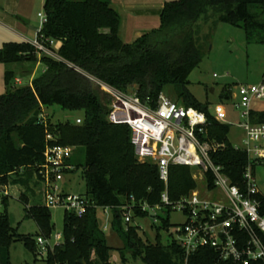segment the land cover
Masks as SVG:
<instances>
[{
	"label": "trees",
	"instance_id": "1",
	"mask_svg": "<svg viewBox=\"0 0 264 264\" xmlns=\"http://www.w3.org/2000/svg\"><path fill=\"white\" fill-rule=\"evenodd\" d=\"M43 8L46 21L37 34L60 44V60L44 54L38 57L28 42H7L0 48V63H26L28 71L38 62L44 65L43 72L24 86L13 85V72H4L0 189L8 185L23 187L17 198L25 204V217L35 221L39 229L36 239L48 238L53 231L50 209L43 201L29 205L30 197L36 198L31 188H41L37 167L44 160L46 144L73 146L70 162L76 167L73 173L80 171L84 194L94 205L113 207L111 227L134 260L144 264L216 263L217 253L212 248H199L187 255L174 240L161 243L159 233L155 243H149L141 239L138 225L131 222L125 228L119 207L130 203L132 197L137 204L134 217L145 218L147 214L141 212L140 204L158 203L164 183L155 164L137 159L129 127L107 120L108 96L66 62L119 90L134 92L143 102L154 104L159 94L171 87L178 103L205 112L208 139L223 146L212 154L214 163L222 166L233 184L244 187L248 157L233 148L228 139L230 126L215 120L208 105L190 92L188 75L201 62L204 40L218 23L242 28L248 40L263 43L264 0H170L160 12L159 26L131 42H124L120 36L121 15L111 0H44ZM53 105L81 111V123H52L43 108ZM40 114L46 124L38 122ZM249 120L264 124V110H250ZM48 133L53 139H46ZM192 173L189 166H170L167 189L171 200L197 186ZM207 178L211 183L209 173ZM7 198H1L5 205ZM257 198L264 211L263 195L257 194ZM160 218L158 231L169 226L168 215ZM62 237L59 245L46 252V264H110L111 247L94 207L88 208L82 218L66 212ZM36 239L17 233L7 212L0 213V264H10L9 249L16 241L36 257ZM122 262L126 264L124 259Z\"/></svg>",
	"mask_w": 264,
	"mask_h": 264
},
{
	"label": "built area",
	"instance_id": "2",
	"mask_svg": "<svg viewBox=\"0 0 264 264\" xmlns=\"http://www.w3.org/2000/svg\"><path fill=\"white\" fill-rule=\"evenodd\" d=\"M38 16L42 26L46 16L44 13H38ZM28 43L38 55L61 59L54 50L56 41L53 39L37 34ZM66 63L81 72L74 65ZM85 75L110 100L107 120L112 124H125L129 127L137 159L155 164L159 179L164 183L159 202L152 206L141 203V212L148 215L149 211H153V223L158 225H161L160 212L167 215L178 212L183 215L185 220L175 225L177 237L173 240L187 255L199 248L209 247L217 253L218 261L213 264H264V211L261 209V200L257 198V194L264 197V193L259 190L253 174V166L264 161V124H254L249 120V111L264 100V80L258 84L237 85V92L231 95L233 99H238L234 107L241 109L246 117L245 122L239 124L243 133L241 142L238 145L232 144L235 150L245 152L248 157L243 173L245 186L241 187L233 184L223 172L222 166L212 159V154L223 146L208 139L205 112L186 107L164 93L159 94L154 104L143 102L134 92L119 90ZM212 116L223 123L227 113L221 104H217ZM81 119L77 117L75 123H81ZM38 122L46 124L43 114L39 115ZM46 139H53L52 135L48 133ZM74 150L70 145L46 144L44 160L37 167L43 205L49 209L62 208L78 218H82L90 207L101 209L105 229L111 223L113 207L94 205L84 193L67 189L70 178L66 177L71 176L76 169L70 162ZM170 166L191 167L193 179L203 185L198 186L197 183L187 195L171 200L167 189ZM208 173L211 175V183L208 182ZM201 188L206 192L218 190L219 195L214 198L204 197ZM1 194L7 196L9 192L3 188L0 189ZM130 201L119 207L125 228L131 222L138 225L135 220L140 219L134 217V207L137 205L134 198L131 197ZM164 231L167 232L168 227ZM48 238L39 236L36 239L45 253L61 243L51 245ZM55 238L57 241L62 238L63 241L62 233H56Z\"/></svg>",
	"mask_w": 264,
	"mask_h": 264
},
{
	"label": "rangeland",
	"instance_id": "3",
	"mask_svg": "<svg viewBox=\"0 0 264 264\" xmlns=\"http://www.w3.org/2000/svg\"><path fill=\"white\" fill-rule=\"evenodd\" d=\"M38 12L44 13L43 5L38 4L32 11L31 24L35 27L41 26ZM204 42L202 60L188 75V88L199 102L208 105V109L212 114L217 104H221L224 107L227 117L223 123L230 126L228 139L232 144L238 145L243 137L239 124L245 122L246 117L243 115L241 109L234 107V103L238 99H233L231 95L237 92V85L258 84L263 80L264 42L257 43L248 40L242 28L225 23H218L211 31L209 38L204 40ZM59 46L58 42L54 44L56 52H58ZM36 55L38 56V54ZM27 67L26 63H0V95L6 90L4 83V72L6 69L13 72L11 82L16 86L28 85L33 78L38 77L44 70V65L41 62L29 71ZM16 78L20 82H16ZM163 93L172 100L178 101L171 87H168ZM256 108L264 110V100L259 101ZM43 112L46 113L52 123L65 122L67 120L73 122L77 117L82 116L81 111L64 110L57 105L44 107ZM253 174L259 190L264 193V164H256ZM67 178H70V182L67 184L69 191L84 193V181L80 175V171L72 173ZM197 183L198 186L203 185L202 182ZM5 189H7L9 195H7L6 205L1 200L3 194L0 195V213L4 212V210L7 212L10 225L17 233L31 235L36 239V233H38L39 229L32 218L25 217V204L17 198L19 191H22L23 187L8 185ZM31 191H33L31 194L36 198L32 199L30 197L29 205L43 201L39 186H33ZM200 192L204 197L214 198L219 195L218 190L206 192L201 188ZM65 213L66 211L62 208H50L53 231L48 238V242L51 245L62 242V238L59 241L56 240L55 234L62 233ZM154 214L153 211H149L145 218L134 219L139 226L141 239L149 243H155L157 233L160 234V240L163 244L175 239L177 237L175 225L182 224L185 217L178 212H171L168 215V231L165 232L162 229L160 231L156 229L159 225L153 223L152 217ZM158 214L162 217H167L166 213L160 212ZM97 219L103 229L104 216L101 209L97 210ZM103 232L108 246L111 247L110 264H123V259L126 261V264H144L140 259H133L129 251L124 248L122 239L112 229L110 223L103 229ZM9 252L10 264H46V253L37 243L35 246L36 257L21 241L14 242L10 246ZM40 252L42 253L40 254Z\"/></svg>",
	"mask_w": 264,
	"mask_h": 264
},
{
	"label": "crops",
	"instance_id": "4",
	"mask_svg": "<svg viewBox=\"0 0 264 264\" xmlns=\"http://www.w3.org/2000/svg\"><path fill=\"white\" fill-rule=\"evenodd\" d=\"M111 1L121 15L120 36L124 42H131L159 26L160 12L170 0ZM38 4L44 5V0H0V48L7 42H30L36 37L39 30L33 28L31 17ZM15 81L20 82L18 78Z\"/></svg>",
	"mask_w": 264,
	"mask_h": 264
},
{
	"label": "water",
	"instance_id": "5",
	"mask_svg": "<svg viewBox=\"0 0 264 264\" xmlns=\"http://www.w3.org/2000/svg\"><path fill=\"white\" fill-rule=\"evenodd\" d=\"M36 31H38L39 29H38V27H33ZM80 73H82V72H80ZM83 75H85L84 73H82ZM86 76V75H85ZM81 263H83V261L81 260L80 261Z\"/></svg>",
	"mask_w": 264,
	"mask_h": 264
}]
</instances>
